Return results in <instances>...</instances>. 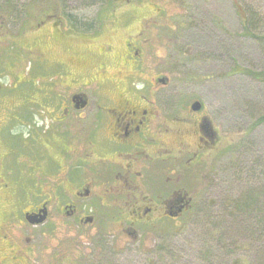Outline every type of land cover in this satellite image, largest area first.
I'll use <instances>...</instances> for the list:
<instances>
[{
	"label": "flooded vegetation",
	"instance_id": "flooded-vegetation-1",
	"mask_svg": "<svg viewBox=\"0 0 264 264\" xmlns=\"http://www.w3.org/2000/svg\"><path fill=\"white\" fill-rule=\"evenodd\" d=\"M113 1L107 0L87 27L72 15L56 14L53 6L46 15L55 28L68 24L89 34L103 25V11H118L122 4ZM47 22L40 20L37 28ZM129 25L107 31V42L99 45H83L88 38L73 35L67 43L73 61L61 60L66 82L50 77L51 86L39 88L38 100L30 103L32 156L24 159L28 156L21 153L11 164L0 146V264H42L41 252L47 253V264H119L121 258L150 264L151 249L165 253L153 231L162 232L168 219L178 221L194 206L216 127L199 100L175 102L167 110L168 77L128 74L143 70L146 45L152 43L149 24L138 32ZM121 30L122 37L115 35ZM30 80L39 79L24 76L14 88ZM4 112L0 104V132L8 123Z\"/></svg>",
	"mask_w": 264,
	"mask_h": 264
},
{
	"label": "rangeland",
	"instance_id": "rangeland-1",
	"mask_svg": "<svg viewBox=\"0 0 264 264\" xmlns=\"http://www.w3.org/2000/svg\"><path fill=\"white\" fill-rule=\"evenodd\" d=\"M106 1L0 0V92L4 94L0 104L8 117L0 146L9 152L6 161L15 164L21 153L27 159L35 151L27 142L34 126L30 103L39 88L51 86L50 77L59 84L66 82L61 60L73 61L67 49L73 35L88 38L83 45H99L107 42L111 29L133 24L138 32L141 24H149L146 36L152 43L146 45L144 68L128 69V74L168 77L167 110L175 102L199 100L218 133L210 163L200 173L194 206L178 221L168 219L162 232L152 230L157 246L165 243V253L151 249L150 264H235L249 257L256 264L264 250V237L255 234L257 224L264 221V202L254 199L247 208L240 198L249 194L256 198L257 191L264 190V0H119L118 11H103V25L89 34L68 24L55 28L46 15L53 6L56 14L72 15L87 27L96 21L101 7L107 8ZM40 20L49 21L42 30L37 28ZM124 32L115 35L122 37ZM32 63L33 69H27ZM24 76L39 80L14 88ZM38 147L43 148L42 142ZM23 196L25 204L28 196ZM44 233L47 242L50 235L47 229ZM57 234L68 236L66 231ZM58 236L52 238L57 242ZM48 260L41 252L40 262ZM128 262L121 258L119 264Z\"/></svg>",
	"mask_w": 264,
	"mask_h": 264
},
{
	"label": "trees",
	"instance_id": "trees-1",
	"mask_svg": "<svg viewBox=\"0 0 264 264\" xmlns=\"http://www.w3.org/2000/svg\"><path fill=\"white\" fill-rule=\"evenodd\" d=\"M257 195L256 198L252 197V194H249V196H246L244 199H241V202L243 204H245V206L247 208H250L255 202L253 201L254 199H257L258 202L260 203V201L263 203L264 202V190L262 191H257ZM255 193V192H254ZM262 223H258V229L255 230V234L259 235V236H263L264 237V221H261ZM260 259H257L256 264H264V250L260 253ZM235 264H252V258H242V259H237L235 261Z\"/></svg>",
	"mask_w": 264,
	"mask_h": 264
},
{
	"label": "water",
	"instance_id": "water-1",
	"mask_svg": "<svg viewBox=\"0 0 264 264\" xmlns=\"http://www.w3.org/2000/svg\"><path fill=\"white\" fill-rule=\"evenodd\" d=\"M194 107H195L196 109H199V108L201 107V103H200V102H196V103L194 104Z\"/></svg>",
	"mask_w": 264,
	"mask_h": 264
},
{
	"label": "bare ground",
	"instance_id": "bare-ground-1",
	"mask_svg": "<svg viewBox=\"0 0 264 264\" xmlns=\"http://www.w3.org/2000/svg\"><path fill=\"white\" fill-rule=\"evenodd\" d=\"M263 248V247H262Z\"/></svg>",
	"mask_w": 264,
	"mask_h": 264
}]
</instances>
